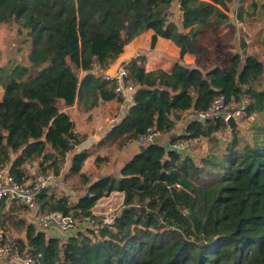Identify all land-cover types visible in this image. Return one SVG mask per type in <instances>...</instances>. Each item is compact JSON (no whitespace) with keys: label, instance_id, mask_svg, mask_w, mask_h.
<instances>
[{"label":"trees","instance_id":"16d2710c","mask_svg":"<svg viewBox=\"0 0 264 264\" xmlns=\"http://www.w3.org/2000/svg\"><path fill=\"white\" fill-rule=\"evenodd\" d=\"M174 2L0 0V25L19 26L32 45L30 66L5 69L0 80V171L8 168L20 184L34 179L29 167L36 163V174L61 178L83 141L67 110L77 104L90 111L118 97L116 81L102 74L149 30L151 49L159 37L169 39L181 59L193 55L199 67L179 59L171 71H148L144 56L126 64L124 83L137 91L108 136L118 149L149 130L171 135L187 119L184 113L205 111L221 96L227 104L248 102L243 129L230 132L222 117L194 120L172 141L215 142L199 161L190 152L150 144L119 174L92 181L93 174H81L89 154L75 153L69 173L80 176L89 196L73 202L57 184L41 191L39 203L45 212L82 220L102 198L122 194L121 213L99 234L48 237L17 224L25 206L1 201L0 227L17 224L26 231V239L14 242L35 257L33 264H264V62L248 52L241 31L238 48L221 34L226 26L236 32L234 0H180V23L171 20ZM238 2V20L254 32L261 22L257 0ZM256 37L264 44L263 35ZM224 134L230 138L220 146ZM107 161L98 157L95 164Z\"/></svg>","mask_w":264,"mask_h":264},{"label":"built area","instance_id":"2783aa9c","mask_svg":"<svg viewBox=\"0 0 264 264\" xmlns=\"http://www.w3.org/2000/svg\"><path fill=\"white\" fill-rule=\"evenodd\" d=\"M235 8L231 9L230 17L232 23L242 28L243 24L238 20V11L240 3L238 0H234ZM127 76L126 64H123L119 70L116 78H113L109 74H105L103 78L105 80H115L117 87L115 93L118 97L124 98L121 102L120 112L113 117L110 122L112 124H119L128 112L129 106L125 101L129 95H133L137 88L133 85H125L124 80ZM248 102L242 99L239 102L227 104V100L224 96L217 98L213 104L205 111L191 113L188 117L194 116L195 120L205 122L209 119L222 117L225 122L230 117L238 120L242 125L247 120ZM185 133L182 132L178 136H182ZM162 134L156 130H149L147 134L140 138L129 142V146H142L155 144L159 140L158 144H161ZM195 140L183 141L177 140L171 142L170 147L178 151L191 150V142ZM163 144V143H162ZM60 178L53 173L49 174H37L29 184H20L9 172V169H3L0 171V202L6 203L16 202L26 207L24 218L28 225L34 226L38 232L45 233L48 237L63 236L65 238L73 236L78 232L85 230H93L96 234L104 227H111L118 215L113 216L110 219H105L103 222H96V218L93 216V207L91 210V216H86L82 220L75 219L72 216H66L62 212H45L39 203V194L41 191L50 186H56L59 184ZM120 194V193H119ZM122 195V194H121ZM123 198V195H122ZM103 199V198H102ZM96 205V204H95ZM78 221L80 223H78ZM82 223L92 224L93 226H83ZM35 257L28 252L21 253L15 244L11 235L4 228L0 227V264H33Z\"/></svg>","mask_w":264,"mask_h":264},{"label":"crops","instance_id":"0c3cea01","mask_svg":"<svg viewBox=\"0 0 264 264\" xmlns=\"http://www.w3.org/2000/svg\"><path fill=\"white\" fill-rule=\"evenodd\" d=\"M249 3L243 4V7H248ZM235 8V3L232 4L231 9ZM175 10V5L174 8ZM176 13L175 19L171 18L178 23L182 21L183 13L180 8V0H177V7L173 13ZM172 13V14H173ZM222 35H226L228 39L230 37L234 38L236 32L229 26H226L221 31ZM154 35L153 30H149L143 35L134 39L125 49V52L111 65V67L104 72L102 75L109 74V71H113L116 64H118V60H123L125 64L129 63L132 59H135L139 56L145 57V64L148 71H153L156 69H164L166 71H171L175 65V62L180 59L181 63L189 68H198V61L193 55H185L182 59L180 58V48L175 45L169 39H165L162 37L158 38L156 46L154 49H151V41L152 36ZM248 43V42H247ZM93 74L98 75L99 69L95 68L92 71ZM86 73L83 72V75ZM133 95H129L125 100L130 107L133 104L132 97ZM124 100V98H122ZM121 102L119 97H116L110 101H101L98 106L94 107L90 111H83L79 108V105H75L74 107L67 110L69 115L71 116L74 124H75V132L82 138V143L78 146L75 151L68 156L67 163L65 164V173L64 176L68 175L72 177L69 173L72 158L75 153H80L82 151H86L89 156L85 161L81 174H86L87 171L84 169L86 163H89L92 168V181H96L111 175L119 174L122 168L130 162L135 156L140 154V146H129L126 145L123 149H118L116 143L109 139L108 136L115 124H112L110 120L115 117L121 109ZM193 113L192 110L183 114V118H188V116ZM183 122H186V120ZM177 128V127H176ZM176 130V129H175ZM174 135H163L161 142L164 145H170V143L178 136ZM117 148V149H116ZM192 154V153H191ZM100 158H107L108 161L105 162L102 166L97 167L95 164V160ZM37 168V163L34 164V167L29 170L32 174H35ZM59 188L61 190L62 186L59 184ZM63 190H65L63 188ZM119 194V193H117ZM121 195V194H119ZM122 196V195H121ZM24 212L17 215L16 222L17 224L21 222H25L28 225L26 219L24 218ZM15 225H12L9 228V233L13 236L15 240L19 238L26 239V231L24 229H19ZM53 237V235H52ZM57 237H63L57 235Z\"/></svg>","mask_w":264,"mask_h":264},{"label":"rangeland","instance_id":"374dc122","mask_svg":"<svg viewBox=\"0 0 264 264\" xmlns=\"http://www.w3.org/2000/svg\"><path fill=\"white\" fill-rule=\"evenodd\" d=\"M175 10L177 7V0L174 2ZM173 9V11H175ZM232 11V10H231ZM176 13L172 14L173 19H175ZM258 16V12H257ZM263 17V16H262ZM262 17L258 16V19H261V22L264 21ZM254 22V32L250 29L249 26L243 24L242 28L236 27V35H239L240 31L246 35V42H248V52L250 54H256L263 62H264V44L259 42V37L257 38L256 35L259 32L261 35L264 36V23ZM251 30V31H250ZM235 37L229 38V42L231 45H234L236 48L239 47L241 39H239L237 46L235 45ZM264 39V38H263ZM32 50L31 41L29 40L27 33L25 31H21L19 26L17 25H0V80L3 77V71L5 69L11 70L15 66H30L29 62V54ZM221 54V52H220ZM225 52L222 53L224 55ZM83 76V74H82ZM4 94V89L0 84V100ZM187 120V119H186ZM248 125V122H245V125ZM185 122L183 120H179L177 122L176 130L171 134L177 136V134H181L185 131ZM170 136V135H169ZM223 136V135H222ZM222 136H219L220 138ZM178 138V137H177ZM229 139L230 136L224 134L223 138H221L222 142L219 144L225 145V139ZM217 146L215 142L209 143L206 139L202 140H195L191 142V150L192 153L198 161L208 153L209 147ZM219 147V146H218ZM117 149V148H116ZM90 163V162H89ZM89 163H86L85 170L87 173H92V168ZM64 167V173H65ZM61 176L59 181L60 185L62 186L61 190L63 194H66L70 200L76 202L80 197L84 196L86 191L88 190V186L83 183L80 176H72L69 177L68 175ZM37 175L36 173L33 175ZM93 177V175H91ZM33 178V177H32ZM63 188L65 190H63ZM9 205V204H8ZM123 208V198L121 195L117 194V192H113L110 196L104 197L103 199L99 200L95 207L93 208V216L96 218V222H103L105 219H110L115 215H118ZM78 223H80L78 221ZM83 226H93L92 224H84ZM3 228V227H2ZM8 231L7 228H4ZM9 232V231H8ZM11 235V234H10ZM58 235V234H57ZM11 238L15 241L13 236Z\"/></svg>","mask_w":264,"mask_h":264},{"label":"water","instance_id":"95a60500","mask_svg":"<svg viewBox=\"0 0 264 264\" xmlns=\"http://www.w3.org/2000/svg\"><path fill=\"white\" fill-rule=\"evenodd\" d=\"M257 4H258V7H259L258 8V16L259 17H262L263 16L262 1L261 0H257ZM238 41H239V35H237L235 37V41L234 42H235V45L236 46H237ZM118 61L119 62H118V64H116L114 70L113 71H109V75L112 76L113 78H116L117 77L119 68L123 64H125L123 60H120L119 59ZM194 120H195L194 116H191V117L187 118V120L185 122V126H187L191 121H194ZM226 123L228 125V128H229V131L230 132L231 131H234V130H241V129H243V125L240 124L238 122V120L235 119V118H233V117H230L229 119H227ZM158 143H159V140L155 142V144H158ZM146 147L147 146H145V145L140 146V151L141 152L145 151L146 150ZM88 196H89V189L86 191L84 197H88Z\"/></svg>","mask_w":264,"mask_h":264}]
</instances>
